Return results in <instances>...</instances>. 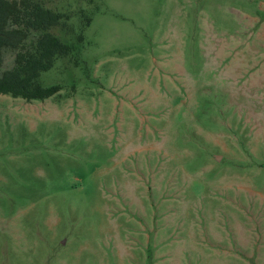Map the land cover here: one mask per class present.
<instances>
[{
    "label": "rangeland",
    "instance_id": "obj_1",
    "mask_svg": "<svg viewBox=\"0 0 264 264\" xmlns=\"http://www.w3.org/2000/svg\"><path fill=\"white\" fill-rule=\"evenodd\" d=\"M39 1L72 51L0 95V264H264V0Z\"/></svg>",
    "mask_w": 264,
    "mask_h": 264
},
{
    "label": "trees",
    "instance_id": "obj_2",
    "mask_svg": "<svg viewBox=\"0 0 264 264\" xmlns=\"http://www.w3.org/2000/svg\"><path fill=\"white\" fill-rule=\"evenodd\" d=\"M62 18L39 0H0V95L32 101L60 91L58 85L43 86L40 77L57 58L72 51L71 45L50 32L63 25ZM13 25H21L23 31L13 30ZM3 49L13 53L12 64L4 70Z\"/></svg>",
    "mask_w": 264,
    "mask_h": 264
},
{
    "label": "clouds",
    "instance_id": "obj_3",
    "mask_svg": "<svg viewBox=\"0 0 264 264\" xmlns=\"http://www.w3.org/2000/svg\"><path fill=\"white\" fill-rule=\"evenodd\" d=\"M13 30H15V31H23V27L21 25H13Z\"/></svg>",
    "mask_w": 264,
    "mask_h": 264
},
{
    "label": "water",
    "instance_id": "obj_4",
    "mask_svg": "<svg viewBox=\"0 0 264 264\" xmlns=\"http://www.w3.org/2000/svg\"><path fill=\"white\" fill-rule=\"evenodd\" d=\"M220 159V157L219 156H217V160H219Z\"/></svg>",
    "mask_w": 264,
    "mask_h": 264
}]
</instances>
